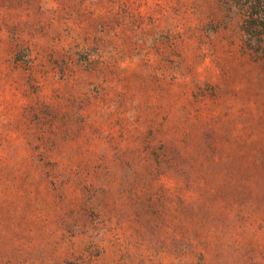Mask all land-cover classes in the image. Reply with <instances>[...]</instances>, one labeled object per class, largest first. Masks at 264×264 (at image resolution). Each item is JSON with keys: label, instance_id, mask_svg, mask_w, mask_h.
<instances>
[{"label": "rangeland", "instance_id": "1", "mask_svg": "<svg viewBox=\"0 0 264 264\" xmlns=\"http://www.w3.org/2000/svg\"><path fill=\"white\" fill-rule=\"evenodd\" d=\"M0 264H264V0H0Z\"/></svg>", "mask_w": 264, "mask_h": 264}]
</instances>
